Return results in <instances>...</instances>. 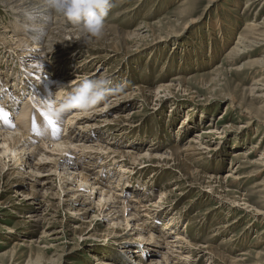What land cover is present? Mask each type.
Wrapping results in <instances>:
<instances>
[{
  "label": "rangeland",
  "instance_id": "1",
  "mask_svg": "<svg viewBox=\"0 0 264 264\" xmlns=\"http://www.w3.org/2000/svg\"><path fill=\"white\" fill-rule=\"evenodd\" d=\"M112 3L106 25L123 31L141 25L149 27L137 39L122 44L121 55L127 51L135 55L125 61L118 56L103 65L104 72L110 67L106 78L112 81V87L120 84L123 87L101 105L128 92L136 93L137 87H143L145 92L122 99L117 109L109 108L110 117L119 108L125 114L137 112L125 122L96 128L115 140L124 138L121 140L139 144L141 149L133 151L140 155L147 151L165 152L175 145L185 147L195 134H201L200 141L211 144L213 149L208 153L194 142L202 152L194 158L179 153L168 163L152 159L130 164L132 160L117 155V149L124 147L118 143L112 148L114 151L105 153L103 167L99 164L96 167L101 180L94 181L93 171L84 170L89 183L94 182L90 197L91 186L81 185L83 170L78 162H73L72 154L63 156L59 150L45 148L43 159L33 158L32 164L15 167L19 169L16 175H8L20 152L10 150L11 156L4 158L2 153L7 146L0 145V160L9 164L5 169L7 176L0 175V264H99L102 260L107 264H136V261L165 264L164 252L175 255L174 258L182 252L177 258L190 264H264V0L253 5H248L252 3L249 0H112ZM17 22L13 14L0 8V34H11L10 28L19 33ZM250 23L257 29H248ZM1 24L9 29L3 30ZM246 31L256 37V45L246 44L247 47L240 48V54L231 57L232 48L238 46L239 37ZM8 45L7 42L4 46L10 48ZM32 46L19 53L30 51ZM19 53L0 46L3 73L0 89L10 90L3 85L13 86L14 81L22 86L24 79L32 84L42 81L52 94L59 92L54 88L65 86L61 90L65 97H60L64 100L81 83L65 79L67 68L77 74H88L91 69L87 62L84 66L75 62L84 59L85 52L77 53L80 58L72 53L73 64L65 63L54 75L55 81L64 82L60 86L46 77L47 72L40 77L27 71L25 74L26 64L19 60ZM257 58L262 60L254 62ZM51 65L47 70L53 69ZM174 78L186 81L182 84ZM163 85L171 86L164 90ZM23 88L17 89L19 96L12 92L16 102L25 97ZM32 106L38 107L37 102ZM74 110L62 119L68 120ZM14 121L12 112L10 125H16ZM65 126H59L60 134L66 131ZM77 126L76 121L72 127L78 130ZM40 132L44 131L32 134L39 138L48 136L45 142L54 144L51 137L57 131ZM14 155L17 157L13 158ZM121 162L140 171L121 173L128 179V188L138 192H121L113 189L114 181L107 182L115 169L120 170ZM34 163L41 171L36 179L45 187L37 199L28 200L25 194L35 177L26 172L22 176L19 171H30L29 166ZM162 190L166 192L165 203L159 200ZM109 191L114 198L102 208L100 195ZM156 202L158 205L153 206ZM146 203L149 206L144 207ZM86 208L89 212L84 214ZM145 209L161 211L157 218L151 219ZM35 212L39 216L30 217ZM172 216L176 223L167 225ZM176 232L184 237L178 242L183 247L181 251L178 247L158 248L154 243L176 240ZM150 233L155 239L150 238ZM142 242L149 249L141 257ZM125 245L133 249L129 256L122 251ZM207 246L215 251L209 253Z\"/></svg>",
  "mask_w": 264,
  "mask_h": 264
},
{
  "label": "bare ground",
  "instance_id": "2",
  "mask_svg": "<svg viewBox=\"0 0 264 264\" xmlns=\"http://www.w3.org/2000/svg\"><path fill=\"white\" fill-rule=\"evenodd\" d=\"M46 1L48 2V0H46ZM251 1H252V3H250V4L248 3V5H253L255 3L257 4L260 0H249V2H251ZM0 8L4 9L5 12L8 11L9 13L14 15L16 21H18L17 22L18 28H16V29H17V32H19V33L15 34V30L10 28L11 34H7L6 32L1 33L0 34V42H2V43H0V46H2V48L4 47V49L6 51L14 50L16 53H19L20 52L19 50L24 49L28 45L33 44L32 48H30V51L24 52V53H19V55H20L19 60H21L22 63L24 62L26 64L25 74L27 71L29 73H33L35 76L40 77L42 75V73L47 72L46 77H48L49 80H51L52 82H55L56 85H60V86H62L61 84H63L64 82L59 81L57 79L55 81L54 75L60 68H64L65 63H67V62L72 63L71 58H70V55L72 53H76V55H77L76 58H80V56L77 53L85 52L84 59H82V60L77 59V60H75V62L77 63L78 66H84V63L87 62L91 69H90L88 74H85V73L77 74V73L72 72L70 70V68H67L68 71L66 73L65 79H68L69 83L70 82H76V81L82 82L83 80L87 79L88 76L95 77V78L96 77L97 78H101V77L106 78L108 75H110L107 73V71L110 70V67L108 66V68H107V70H105V72L101 71L103 65H105V62L107 60H111V59H115V58L117 59L118 56H121L122 60L125 61L126 59H129L130 57L135 55L134 53H129L128 51L125 52V54L121 55V52H122L121 49L123 47L122 44L126 40L137 39L138 37H140L142 35L143 32L148 31V27H149L147 25H144V26L141 25V26L136 27V29L123 31V29L122 30L119 29L120 27L118 28L116 26L106 25L104 35L101 38H91L90 37L89 42L86 43L85 37L82 35V33L80 32L78 27L73 25L72 22L70 20H68L66 17H64L63 15L55 13L53 10H51L48 7V3L43 2L42 0H40V1H35V0H0ZM52 19H54V21H52ZM248 25H247L248 29L249 28L257 29L256 27H254L255 24L250 23ZM1 28H3V30H5V31L9 29L8 26L5 24H1ZM23 30H25V31H23ZM260 35L262 36L263 34H260ZM31 41H34V42L30 43ZM7 42L10 44V45H8L10 48H7L4 46L5 44H7ZM237 43H238V46H236V47L234 46L232 48V51L229 54L230 56L236 55L237 53L240 54L239 53V51L241 50L240 48L241 47H244V48L247 47L246 44H248L249 46H255L256 45V37L252 38L251 35L246 31L244 33V35L239 37V41H237ZM125 45H127V43H125ZM102 52H104V53H102ZM26 56H33V58L29 59ZM53 57H55L54 60H53ZM259 59H261V58H257L254 62L259 63L262 60V59L261 60H259ZM115 60H113V61H115ZM26 61L28 63H26ZM263 62H264V60H263ZM76 63H75V65H76ZM51 64L54 65L52 67L53 69L47 70L48 67L50 68V66H52ZM0 71H1V69H0ZM2 74L3 73L0 72V80L2 78L1 77ZM174 80H176V81L178 80L182 84L185 83V81H186L185 78H182V79L174 78ZM22 81L24 82V84L22 86H21V83H19L18 81H14L13 86H9V84L7 86V83H5V85H3L5 87L9 88L10 90H7V89L5 90L3 88L0 89V109H3V112H0V145H2L3 147L7 146V148L5 147V149H3V153H2L3 155L2 156H5L4 158H7V157L9 158L11 156L8 154V152H10V150L12 153L13 152L14 153L20 152V156L13 163V165H15V166L12 167L13 169L11 168L12 169L10 171L11 173L9 172L8 175H10V174L16 175L15 173H17V170H19V169H16L15 167H21L22 165L27 164V163L32 164L33 158L37 159V157H38V159H43L46 156V154L44 152L47 151L46 149H49V148H52L53 150H55V149L59 150L61 152V155H63V156L67 153L73 155V158H74L73 162L74 161L78 162L79 168H82V170H83L80 172L81 185H83L84 183H89V181H90L89 177L86 173H84V170L88 171L89 169L93 171L91 173V175L93 176L92 177L93 180L98 182L101 174L97 173L96 167L98 166V164H99V167H103L102 165L104 164V161L106 160L104 158L105 153H110L109 151H114L112 148L114 146L116 147L118 145V143L123 144L124 147H126V148L121 147V149H117V151L119 153L117 155L120 157H125L127 159L132 160V162L130 164H132V163L137 164V163H139L138 161H140V160H142V161L144 160L143 162H146V161H149L152 159L156 160L160 164L163 162L168 163L173 158L176 159V157L178 156L179 153H181V155L183 153L185 156H187L189 158H194L195 155L202 153V152L198 151L199 148H198L197 144H195V143H198V145H200V146L202 145L201 148H205V150L208 153H209V151H211L213 149L211 144L202 143V141H200L199 138L202 136L201 134H195V136L193 138H191L190 141L188 142L189 144L185 147L175 145L171 149H168L165 152H160V151H158V152L157 151H150L149 152V151H147V152L142 153L140 155V154L136 153L135 151H133L136 149H141V146L139 144H137V143L133 144L131 142H126V140L122 141L121 139H124V138H121L120 140L118 138L115 140V138H111L108 135H106L105 133H103L101 128H96V127L108 125L110 123L121 124L130 114L137 113V112L131 111L130 113L125 114L119 108V111L116 112L112 117H110L111 115H110V109L109 108L111 107V109H115L117 107L116 105H118L117 103L119 101H121L122 99H130L131 97H135V96H137L138 92H141L142 94H144L145 89L143 87H137L136 93H135V91H133L130 93L128 92L126 94H123L121 96H117V97L111 99V101L106 102V104H103V105L100 104L101 106L99 105V107H96L95 109H93L91 111L83 112V111H80L78 109L74 110L75 111V112H73L74 114L72 113L73 115H70L68 120L65 121V119L64 120L61 119V121H59V126L66 125L65 126L66 131L63 132V134H60L59 132L54 133L51 137L54 144H52V143L48 144L47 142L49 140L47 142H45V140H44V138H46L48 136H45V137L42 136L39 138L37 136H34L31 132V129H30V118H29V116H30L31 111L33 110L32 105H34V103L36 101V100H34V97L31 98L32 101H31V99L29 100V102L25 101V100L23 101V103H22L23 106H22L20 113L15 115L17 124L13 125L14 128L9 127V125L7 124V122H10L12 112L17 113V111H16L17 110V108H16L17 102H16V100L13 99L14 94L17 92V88L25 87V88H23V89H25V91L31 90V88H32L30 93L32 92L31 95H33V96L35 95L34 91H35V89H37L36 85L38 83L36 81H34L33 84L35 85V83H36V85L34 86L27 79H24ZM170 86L171 85H166V86L163 85V86H161V89L165 90V89L170 88ZM64 88H65V86L60 87V88H54L55 90L58 89L59 92H57V95L53 97L52 102L54 101V102L59 103L60 101L61 102L63 101L59 97L61 95H63L62 94L63 92L61 90ZM3 90L5 93H2ZM13 91H15L14 94L12 93ZM16 94L19 96L18 92ZM44 97L47 98V101H48L49 95H45ZM19 99H21V98H19ZM33 101H34V103H33ZM10 102H12L11 105H10ZM38 104L39 103H37V105ZM92 118H95V119L91 120ZM81 119H85V121H81ZM76 121L78 123V126H77L78 130H77V128L75 130V128L72 127L73 123H75ZM32 122H35L37 126L41 127L38 129L39 131H45L46 129H48V127H47L48 125L46 124L47 122L36 120V119H34V120L32 119ZM64 122H66V124ZM44 124H46L45 129L43 128ZM2 125H4V126H2ZM99 130L101 132L96 133V131H99ZM36 131H37V129H36ZM39 131H37V132L39 133ZM40 133H44V132H40ZM46 133H48V132H46ZM132 134H133V132H132ZM153 143H154V141H153ZM129 148H134V149H129ZM156 148H157V146H156ZM22 153H24V154L21 155ZM25 156L27 157V159L25 162H23V159ZM16 157L17 156L14 155L13 158H16ZM31 159H32V161H31ZM3 160L4 159L0 160V175L3 174L4 176H7L5 169L9 164L6 161L3 162ZM19 162H21V164H18ZM126 165H129V163L123 164L121 162L120 170L115 172V170H116L115 169L113 171V174H111L109 176L110 180L108 179L107 182L114 181L115 183L112 184L113 189H116V190L120 189L121 192L122 191L129 192V193L138 192V191H135L134 189L131 191L128 188V186H127L128 179H126V177L121 174L122 172H129L130 171V173H131L132 171H136V169H129V167H127ZM24 166H26V165H24ZM158 166H161V165H158ZM29 167H31L30 171L29 170L28 171H26V170L25 171H19V174L22 173L21 175L23 176V174H25V172H26V173H28L29 176L35 177L34 181L31 183L30 191L27 194H25L27 196L25 199H28V200L31 199L32 200V199H37L38 194L40 193L42 188L45 187L44 186L45 184L41 183V181L36 179V177L40 176L39 174H37V173L41 172L40 168L36 167L35 163ZM8 170H9V168H8ZM111 171H112V169H111ZM139 172L140 171H136V173H139ZM89 184L91 187L88 188V191L90 192V197H92L93 193H94L92 191L95 188V187L92 188V185L94 184V182H92V183L90 182ZM37 186H40L41 189H38ZM111 192L112 191H109L106 193V195H109L107 197H105L106 195L101 193L100 197L103 199L102 203H104V204L101 203L102 208L106 206V203L108 201H110L111 198H114L113 195L111 194ZM141 195H142V193H141ZM165 195H166V192L164 190H162L161 198L159 200L164 202L163 198L165 197ZM137 201H139V200L137 199ZM113 202H115V201L113 200ZM152 205L154 206V205H158V204L156 202V203H152ZM142 206H143V204H142ZM146 206H149V203H148V205H147V203L144 204V207H146ZM138 208H139V205L138 206L136 205V210H138ZM141 210H142V208H141ZM149 210L150 209H145L144 213H146V215L149 214L148 217L152 216L151 219L157 218L160 214L159 212L161 211V210H159V211H153L152 212ZM83 211H84V214H87L89 212V208L83 209ZM32 216H39V214L37 212H35V213H32L30 215V217H32ZM37 219H39V217ZM175 220H176L175 217L172 216L171 218L168 219L169 222L167 223V225L175 224L176 223ZM151 225H152V223H151ZM154 226H156V225H154ZM154 229H155V227H154ZM150 236H151L150 238L155 239V237L152 233H150ZM175 236H176V240H169L167 242H161V240H159V241H156L154 243L156 244V246L158 248H160V247L177 248L178 247V248H180L179 250L181 251L183 249V247L178 242H180L179 240L183 239L184 237L181 236L179 232H176ZM153 239H151V240L153 241ZM172 241H174V242H172ZM164 243H167V244H164ZM141 244H143L142 246H140L141 251H142V255H141V257H142V256L146 255L145 249H149V248L147 246H144V245H147L146 242H142ZM211 246L206 247L207 250L209 251V253H213L212 251H215V248L211 247ZM179 250H178V252H180ZM122 251L129 256V254L130 255L132 254L133 249L131 248V246L125 245V246H123ZM173 251L175 252L176 250H173ZM198 252H200V251H198ZM203 253L202 254L198 253L197 255L201 254V256H202V255H204ZM163 254H164L165 264H190L188 261H183L182 259L179 260L180 258H177V257H181L180 255H183L182 252L178 253L180 255H177V257H175V258H174L175 255L169 256V255H167L166 252H164ZM174 259L176 261H174ZM210 259L212 260L213 258L210 257ZM102 261H100L99 264H107L108 263L106 261H104V262H102ZM234 261H236V260H234ZM213 262L214 261H212V263ZM135 263L141 264L142 262L136 261ZM146 264H160V263H155L154 261H150L149 263H146Z\"/></svg>",
  "mask_w": 264,
  "mask_h": 264
},
{
  "label": "clouds",
  "instance_id": "3",
  "mask_svg": "<svg viewBox=\"0 0 264 264\" xmlns=\"http://www.w3.org/2000/svg\"><path fill=\"white\" fill-rule=\"evenodd\" d=\"M113 6L112 0H48V7L78 27L86 43L90 37L104 35L106 17ZM122 87L120 84L113 88L112 81L104 77L85 79L62 102L53 106L51 114L62 119L72 109L91 111Z\"/></svg>",
  "mask_w": 264,
  "mask_h": 264
},
{
  "label": "snow or ice",
  "instance_id": "4",
  "mask_svg": "<svg viewBox=\"0 0 264 264\" xmlns=\"http://www.w3.org/2000/svg\"><path fill=\"white\" fill-rule=\"evenodd\" d=\"M49 108H51V106H49ZM0 112H3V109H0ZM41 114L47 122V125L50 126L54 132L59 130V119L51 115L48 111L42 112Z\"/></svg>",
  "mask_w": 264,
  "mask_h": 264
}]
</instances>
